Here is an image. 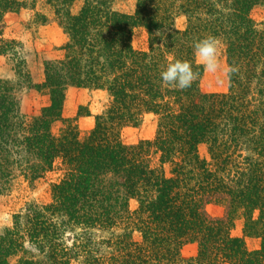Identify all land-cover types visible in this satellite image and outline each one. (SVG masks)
I'll return each mask as SVG.
<instances>
[{"label": "trees", "instance_id": "1", "mask_svg": "<svg viewBox=\"0 0 264 264\" xmlns=\"http://www.w3.org/2000/svg\"><path fill=\"white\" fill-rule=\"evenodd\" d=\"M134 1L127 13L117 0H0V55L16 77H0V193L60 172L48 202H26L0 228V264H264V29L250 17L264 0ZM23 9L67 36L38 84L24 44L2 36L5 15ZM137 27L146 49L132 45ZM208 36L235 69L225 92L200 89L194 44ZM175 59L198 74L185 89L160 79ZM23 85L49 98L30 118L20 112ZM70 87L108 96L83 134L62 113ZM146 114L156 118L154 137L124 143L122 128ZM208 204L223 214L211 216ZM238 219L259 248L232 235ZM187 244L197 250L186 260Z\"/></svg>", "mask_w": 264, "mask_h": 264}, {"label": "rangeland", "instance_id": "2", "mask_svg": "<svg viewBox=\"0 0 264 264\" xmlns=\"http://www.w3.org/2000/svg\"><path fill=\"white\" fill-rule=\"evenodd\" d=\"M117 8L133 13L135 7L134 0H117ZM79 4L74 5L77 10ZM37 10L50 14L42 4L37 6ZM33 10L23 9L16 13H8L4 17L2 36L5 38H15L25 46L26 65L32 84H38L43 80V65L45 59L58 56L60 46L66 41L67 36L63 29L55 20L39 24L34 21ZM250 17L258 28L264 29V5H256L250 10ZM185 17L180 15L175 20V27L183 28ZM132 45L136 49H146L147 33L143 27H137L132 38ZM217 55L221 69L227 66L226 58L222 47L218 44ZM196 57L197 63L203 68L200 80V89L203 92H225L229 87L228 77L221 72L210 73ZM13 63L7 56L0 55V77L15 80L12 69ZM228 67V66H227ZM48 95L37 91L33 86L23 85L19 92L20 112L26 118H30L39 113L40 109L48 104ZM108 101V96L104 91L89 88L70 87L66 91L63 103V116L65 118H75L79 131L83 134L94 126L95 115L100 113ZM79 113V115H78ZM63 126L61 121L53 125V130L58 132ZM156 131V118L153 114H146L142 122L137 126H126L121 130V139L126 144L137 143L143 139H152ZM200 154L206 155L205 147H200ZM60 172H52L46 178L40 180L35 185H30L23 181L11 191L0 193V228L9 225L12 221V214L18 211L26 202L36 201L39 203L48 202L51 198V183L57 181ZM136 206L135 201H130V207ZM207 212L211 216H221L223 207L215 204L206 206ZM232 235L243 238L249 250L259 248L260 241L254 236H245L242 232V220L235 221L231 230ZM197 247L195 244H187L182 248L181 254L184 259L193 257ZM78 264V263H73Z\"/></svg>", "mask_w": 264, "mask_h": 264}, {"label": "clouds", "instance_id": "3", "mask_svg": "<svg viewBox=\"0 0 264 264\" xmlns=\"http://www.w3.org/2000/svg\"><path fill=\"white\" fill-rule=\"evenodd\" d=\"M195 55L203 66L213 74L223 73L225 77L235 71L232 67H224L221 69L219 63L217 49L218 42L215 37L208 36L197 41L194 44ZM197 73L193 72L190 62L182 59H175L167 64L166 68L161 71L160 79L164 84L173 85L179 89H185L191 85L193 80L197 78Z\"/></svg>", "mask_w": 264, "mask_h": 264}]
</instances>
